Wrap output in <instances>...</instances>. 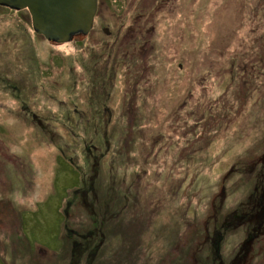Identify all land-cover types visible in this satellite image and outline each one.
<instances>
[{"label":"rangeland","instance_id":"rangeland-1","mask_svg":"<svg viewBox=\"0 0 264 264\" xmlns=\"http://www.w3.org/2000/svg\"><path fill=\"white\" fill-rule=\"evenodd\" d=\"M106 6L59 45L0 5V264H211L206 231L264 264V0H175L136 49Z\"/></svg>","mask_w":264,"mask_h":264},{"label":"water","instance_id":"water-1","mask_svg":"<svg viewBox=\"0 0 264 264\" xmlns=\"http://www.w3.org/2000/svg\"><path fill=\"white\" fill-rule=\"evenodd\" d=\"M98 0H0L11 9H28L34 30L57 43L92 28Z\"/></svg>","mask_w":264,"mask_h":264},{"label":"flooded vegetation","instance_id":"flooded-vegetation-1","mask_svg":"<svg viewBox=\"0 0 264 264\" xmlns=\"http://www.w3.org/2000/svg\"><path fill=\"white\" fill-rule=\"evenodd\" d=\"M174 2H175V0H153V3H151L152 7H151V5H149V7H146L142 0H133L132 2H130V1L127 2L126 0H98L97 12H96V15L94 17L93 28L90 32L94 31L97 28V25L101 24V26H100L101 30L106 35L111 34V31H110L111 28L108 25H105V23H106L105 16H104V18L102 16H100V10L103 9L101 7L104 6L105 3L107 5L106 10H108V11L110 9L118 10L117 7H121V8L123 7L125 9H127L128 11L136 10L135 14H137V15H135L136 17L132 20L130 27L128 29H126V32L123 33V35H119V36H122V37L127 36V35H129V33H127V32L130 31L131 32L130 35H132L131 47L133 49L139 48L138 46H140V44H141V39H139V37L142 35L141 29L143 28V26L145 24L148 23V21L145 19V17H147L150 14V12H154L156 10L163 9V8H168L167 5L168 4L171 5ZM169 7H171V6H169ZM128 13H130V12H128ZM123 30H124L123 27H121L119 32L122 33ZM261 159H262V157H261ZM263 159H264V156H263ZM262 185H263V183H262ZM262 185L260 187L259 186L256 187V190L258 191V196L255 198L256 204H255L253 213L256 217L257 226L251 228V231H249V233L257 231V230H259V228L264 227V186H262ZM259 188L261 190H258ZM243 216H247V215L245 213H243ZM239 218L251 220L250 218H244L242 216H240ZM251 223H253V222L251 221ZM221 225L224 227L225 223H221ZM242 226H247V223H244ZM248 226H250V225H248ZM214 232H217V230H215ZM249 237L251 238L250 244L253 246L254 238L251 235H249ZM243 244H244V242L242 243V245ZM241 246H240L238 253H236L235 257L233 258L232 262H230V264H244L245 262H247V260H248L247 259V253L248 252L244 253L241 249ZM246 250H248V248ZM215 254H216V252H215ZM211 264H217V263L215 261H212ZM221 264H223V263H221Z\"/></svg>","mask_w":264,"mask_h":264},{"label":"trees","instance_id":"trees-1","mask_svg":"<svg viewBox=\"0 0 264 264\" xmlns=\"http://www.w3.org/2000/svg\"><path fill=\"white\" fill-rule=\"evenodd\" d=\"M36 118V117H35ZM36 119H38V118H36ZM40 120H38V122H39ZM96 164H98L97 162H96ZM92 177V176H91ZM255 191H257V190H255ZM215 203V202H214ZM255 204H256V200H254V201H252V203H251V211L252 212H254V207H255ZM233 218L231 219V220H226V221H224L223 220V222L222 223H225V225H224V227L222 226V225H220V227H219V229H223V228H228V229H233V230H235V229H237V228H241L242 227V225L244 224V223H247V226L248 225H250L251 224V220H247V219H242V218H236V219H234V216H232ZM253 217L256 219V217H255V215H254V213H253ZM259 223V222H258ZM100 230H101V234H102V227L101 228H99ZM73 231V230H72ZM207 232L208 231H206V234H204V236H203V242H205V243H209L210 244V247H211V250H212V245H213V250H212V253L215 255V257L216 258H214L213 259V261H215L217 264H221V263H223V264H228V263H226L224 260H223V258L221 257V250H220V242L223 240V237L222 236H220L219 237V240L218 241H215V239H213V240H208L209 239V237H208V235H207ZM100 234V235H101ZM214 234H216L217 236H218V229H217V232H214ZM97 236H98V232H97ZM207 236V237H206ZM95 237H91L90 238V236H88V241L89 242H91L92 243V240L94 239ZM222 238V239H221ZM201 239V238H200ZM209 242H208V241ZM100 244H99V242H98V244L97 243H95L94 245H93V249L92 250H90V253L88 254V255H90V254H92V255H95V256H98V254H99V252H100V246H99ZM75 246H76V248H78V249H80L81 248V246H79V244L78 243H76L75 244ZM87 248L88 249H90V246L88 245L87 246ZM215 252H216V254H215ZM235 257V256H234ZM234 257H232L231 258V260L229 261V264H230V262H232V260H233V258ZM90 261L89 262H91V264L94 262V259H97V257H91V255H90ZM221 258V259H220ZM73 260V259H72ZM86 262H88V260L86 259ZM166 264H168V263H166ZM207 264V263H206Z\"/></svg>","mask_w":264,"mask_h":264},{"label":"bare ground","instance_id":"bare-ground-1","mask_svg":"<svg viewBox=\"0 0 264 264\" xmlns=\"http://www.w3.org/2000/svg\"><path fill=\"white\" fill-rule=\"evenodd\" d=\"M97 5H98V3H97ZM96 12H97V11H96ZM95 15H96V14H95ZM48 155L51 156L50 153H49ZM77 251L80 252V249L77 248ZM90 255H91V257H93V258H94V257H97V256L92 255V254H90ZM90 255H87V257H86V259L88 260V262H86V264H91V262H89V261H90V258H89Z\"/></svg>","mask_w":264,"mask_h":264}]
</instances>
